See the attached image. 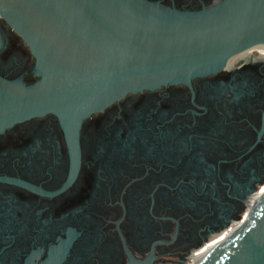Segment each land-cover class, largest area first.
Listing matches in <instances>:
<instances>
[{
  "label": "flooded vegetation",
  "instance_id": "flooded-vegetation-1",
  "mask_svg": "<svg viewBox=\"0 0 264 264\" xmlns=\"http://www.w3.org/2000/svg\"><path fill=\"white\" fill-rule=\"evenodd\" d=\"M1 26L0 74L37 81L29 47ZM263 194L264 54L247 53L191 84L129 93L77 135L54 114L0 133V264H193Z\"/></svg>",
  "mask_w": 264,
  "mask_h": 264
},
{
  "label": "water",
  "instance_id": "water-1",
  "mask_svg": "<svg viewBox=\"0 0 264 264\" xmlns=\"http://www.w3.org/2000/svg\"><path fill=\"white\" fill-rule=\"evenodd\" d=\"M2 21L29 47L39 79L0 74V133L54 114L77 135L85 119L129 93L191 84L264 46V0L198 11L149 0H0V51ZM193 264H264V194Z\"/></svg>",
  "mask_w": 264,
  "mask_h": 264
},
{
  "label": "bare ground",
  "instance_id": "bare-ground-1",
  "mask_svg": "<svg viewBox=\"0 0 264 264\" xmlns=\"http://www.w3.org/2000/svg\"><path fill=\"white\" fill-rule=\"evenodd\" d=\"M247 53H252V55H253V57H259V56H261L262 54H264V46H262V47H259L256 51H254L253 52V50L252 51H246V52H243V54H240V55H238V56H244V55H246ZM238 56H236V57H238ZM235 57V58H236ZM234 58V59H235Z\"/></svg>",
  "mask_w": 264,
  "mask_h": 264
},
{
  "label": "rangeland",
  "instance_id": "rangeland-1",
  "mask_svg": "<svg viewBox=\"0 0 264 264\" xmlns=\"http://www.w3.org/2000/svg\"><path fill=\"white\" fill-rule=\"evenodd\" d=\"M254 210V209H253Z\"/></svg>",
  "mask_w": 264,
  "mask_h": 264
}]
</instances>
